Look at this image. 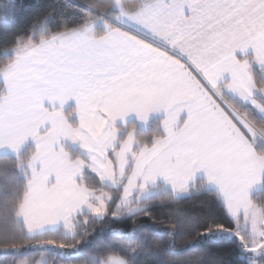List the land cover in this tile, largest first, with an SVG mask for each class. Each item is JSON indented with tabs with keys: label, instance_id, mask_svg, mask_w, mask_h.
I'll list each match as a JSON object with an SVG mask.
<instances>
[{
	"label": "snow or ice",
	"instance_id": "snow-or-ice-1",
	"mask_svg": "<svg viewBox=\"0 0 264 264\" xmlns=\"http://www.w3.org/2000/svg\"><path fill=\"white\" fill-rule=\"evenodd\" d=\"M22 7L0 4V224L11 206L22 237L0 264H264V0H53L9 34Z\"/></svg>",
	"mask_w": 264,
	"mask_h": 264
},
{
	"label": "trees",
	"instance_id": "trees-1",
	"mask_svg": "<svg viewBox=\"0 0 264 264\" xmlns=\"http://www.w3.org/2000/svg\"><path fill=\"white\" fill-rule=\"evenodd\" d=\"M17 4H22V10L20 12L19 20L14 25H8L7 31L9 34L15 33L16 31L23 30L28 27V25L35 19L39 18L46 12L49 8V6L53 3V0H15ZM73 0H60V3L62 4H68L72 3ZM7 3V0H0V4ZM69 12L71 14V10L69 9ZM5 31V25L0 23V33ZM135 125L136 131L138 135H142L145 137H150L153 133H160L162 132L160 127V121L159 120H151L148 122L147 125L144 126H138L135 123L131 122L129 125ZM18 191V190H17ZM178 207L185 209L186 211L192 212V211H198L199 209L196 207L195 201H188L185 204L179 205ZM157 216L164 217L167 215L166 211L163 209H159L155 213ZM127 230H131L130 225L127 226ZM44 235H52L51 233H46ZM54 235L59 238V233H55ZM0 238L3 239H19L22 238L20 234V225L19 222H14L11 218V206H9L5 213L3 218V223L0 224ZM39 238V237H36ZM184 244L178 239L175 245V251L177 252L176 259L179 262L186 261L190 258H193L196 254L194 252H185ZM39 255L33 256V258L29 261V264H35V262L39 259ZM44 264H52L51 257H47V259L44 261Z\"/></svg>",
	"mask_w": 264,
	"mask_h": 264
},
{
	"label": "crops",
	"instance_id": "crops-1",
	"mask_svg": "<svg viewBox=\"0 0 264 264\" xmlns=\"http://www.w3.org/2000/svg\"><path fill=\"white\" fill-rule=\"evenodd\" d=\"M156 119L159 120V121H161L162 117L159 116V115H155V114H154V115H152V116L150 117L149 122H150L151 120H156ZM131 122L135 123V124L138 125V126H144L143 124H140V123L136 122L134 117H130V118H129V123H131ZM161 130H162V128H161Z\"/></svg>",
	"mask_w": 264,
	"mask_h": 264
},
{
	"label": "rangeland",
	"instance_id": "rangeland-1",
	"mask_svg": "<svg viewBox=\"0 0 264 264\" xmlns=\"http://www.w3.org/2000/svg\"><path fill=\"white\" fill-rule=\"evenodd\" d=\"M39 260V259H38ZM35 264H37V261L35 262ZM43 264H44V262H43Z\"/></svg>",
	"mask_w": 264,
	"mask_h": 264
}]
</instances>
